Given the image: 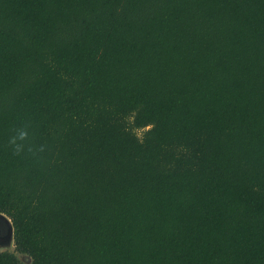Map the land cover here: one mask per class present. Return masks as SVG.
Segmentation results:
<instances>
[{"label": "trees", "instance_id": "trees-1", "mask_svg": "<svg viewBox=\"0 0 264 264\" xmlns=\"http://www.w3.org/2000/svg\"><path fill=\"white\" fill-rule=\"evenodd\" d=\"M0 213V264H264V0H0Z\"/></svg>", "mask_w": 264, "mask_h": 264}, {"label": "flooded vegetation", "instance_id": "flooded-vegetation-1", "mask_svg": "<svg viewBox=\"0 0 264 264\" xmlns=\"http://www.w3.org/2000/svg\"><path fill=\"white\" fill-rule=\"evenodd\" d=\"M4 217L6 216L4 215ZM7 219L8 218L6 219L0 218V241L8 239V237L11 234V227H10V224L8 223L9 220Z\"/></svg>", "mask_w": 264, "mask_h": 264}, {"label": "rangeland", "instance_id": "rangeland-1", "mask_svg": "<svg viewBox=\"0 0 264 264\" xmlns=\"http://www.w3.org/2000/svg\"><path fill=\"white\" fill-rule=\"evenodd\" d=\"M138 134L140 135V132L138 131ZM7 218V217H5ZM14 249V246H13V240H12V233L10 234V236L8 237V239L6 240H3V241H0V251H4V250H7V251H13ZM19 259H22V260H25V261H28V257L26 256H21V255H18Z\"/></svg>", "mask_w": 264, "mask_h": 264}, {"label": "water", "instance_id": "water-1", "mask_svg": "<svg viewBox=\"0 0 264 264\" xmlns=\"http://www.w3.org/2000/svg\"><path fill=\"white\" fill-rule=\"evenodd\" d=\"M0 218H3V219H4L5 217H4V215H2V214L0 213ZM5 219H6V218H5ZM7 220H8V219H7ZM8 223L10 224V227H11V233H12V226H11L10 221H8Z\"/></svg>", "mask_w": 264, "mask_h": 264}, {"label": "clouds", "instance_id": "clouds-1", "mask_svg": "<svg viewBox=\"0 0 264 264\" xmlns=\"http://www.w3.org/2000/svg\"><path fill=\"white\" fill-rule=\"evenodd\" d=\"M23 135V134H22Z\"/></svg>", "mask_w": 264, "mask_h": 264}]
</instances>
